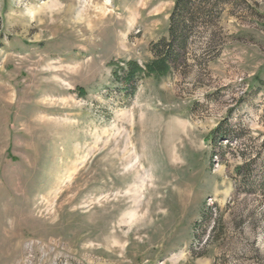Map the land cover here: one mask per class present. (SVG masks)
<instances>
[{
    "label": "rangeland",
    "instance_id": "obj_1",
    "mask_svg": "<svg viewBox=\"0 0 264 264\" xmlns=\"http://www.w3.org/2000/svg\"><path fill=\"white\" fill-rule=\"evenodd\" d=\"M178 1L0 0V264H264V0Z\"/></svg>",
    "mask_w": 264,
    "mask_h": 264
},
{
    "label": "trees",
    "instance_id": "obj_2",
    "mask_svg": "<svg viewBox=\"0 0 264 264\" xmlns=\"http://www.w3.org/2000/svg\"><path fill=\"white\" fill-rule=\"evenodd\" d=\"M176 7H181L182 13L185 19L182 22L176 21L174 17L171 18L172 25L169 31V40H161L158 43L152 45L155 58L152 65L149 67V73L155 71H165L169 73L173 69L181 65V60L185 57L184 51L188 45L187 31L192 24L193 9L190 8L188 0H179ZM142 72L138 65H134L130 68L128 73L129 86L135 81L136 77ZM221 129L215 130V134L221 133ZM225 136L224 138H227ZM227 140V139H226ZM239 169V172H242ZM251 175V173H249ZM249 175V176H250ZM246 176L245 178H247Z\"/></svg>",
    "mask_w": 264,
    "mask_h": 264
}]
</instances>
